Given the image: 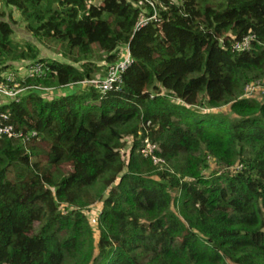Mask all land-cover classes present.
Returning a JSON list of instances; mask_svg holds the SVG:
<instances>
[{
    "label": "trees",
    "instance_id": "16d2710c",
    "mask_svg": "<svg viewBox=\"0 0 264 264\" xmlns=\"http://www.w3.org/2000/svg\"><path fill=\"white\" fill-rule=\"evenodd\" d=\"M0 4L65 59L18 46L0 18V82L21 60L49 68L24 81L36 87L18 102L0 104L4 123L35 132L24 143L0 136V264H264V102L240 93L264 74V0H156L160 22L139 28L152 9L133 0ZM247 34L250 48L233 49ZM127 43L120 88L50 100L37 88L92 78V59L114 62ZM225 104L235 116L191 108ZM145 136L163 162L141 154ZM208 156L233 168L206 176ZM96 201L95 244L82 209Z\"/></svg>",
    "mask_w": 264,
    "mask_h": 264
},
{
    "label": "built area",
    "instance_id": "2783aa9c",
    "mask_svg": "<svg viewBox=\"0 0 264 264\" xmlns=\"http://www.w3.org/2000/svg\"><path fill=\"white\" fill-rule=\"evenodd\" d=\"M133 4L136 6L147 4L152 9L151 14L144 15L140 18L136 24L137 28L146 25L150 21L157 23L160 22V18L156 9V0H133ZM254 39V34H247L240 39L234 40L232 48L238 51L249 49ZM123 52L124 55H121V58L114 62L105 64V73L102 77L98 79L92 77L89 79H84L80 82L96 87L102 93L120 88L123 83L122 75L124 71L131 65L133 60L129 43L123 46ZM48 71V66L41 61H24L23 64L18 63L12 67H9L3 75V80L0 82V104L11 101L18 102L26 90L36 87L29 84H23L24 81L26 79L43 78L47 75ZM259 87L260 85L257 82H254L247 83L244 89L246 92H253ZM37 88L40 89L42 87L37 86ZM8 119L9 113L0 114V136L7 137L9 139H19L24 143L27 139H29V137L35 135L34 131L24 133L23 130L16 128L12 123H4V121ZM149 124L150 121H147L144 126L146 127ZM139 134H142V131H139ZM156 149V143L145 136L140 150L141 154L143 156L150 157L154 164H159L163 162V160L155 153Z\"/></svg>",
    "mask_w": 264,
    "mask_h": 264
},
{
    "label": "rangeland",
    "instance_id": "374dc122",
    "mask_svg": "<svg viewBox=\"0 0 264 264\" xmlns=\"http://www.w3.org/2000/svg\"><path fill=\"white\" fill-rule=\"evenodd\" d=\"M92 3L98 4L99 0H90ZM0 11H4L5 15L2 16L0 15V18L3 17L5 18L7 21H9V23L11 24L12 28H13V34H12V39L14 41V43H17L18 46H24V42H29L33 45H35L38 49H39V54L41 57L44 58H52V59H58V60H65L62 55L60 53H62V49L59 46H56L55 49L53 48H49L46 47L45 45L41 44L35 37H33L32 34H30L26 28H25V22L22 18V16L20 15V13L15 10L14 8L11 7H6L2 4H0ZM136 54H138L137 56H140L142 58H147L148 57V52L146 51V49H138L136 52H134ZM124 55L123 52V48H121V50L119 51V55ZM25 60H21L18 61V63L23 64ZM26 62V61H25ZM93 65L97 66V69L93 70L92 72V77L95 79H98L100 77H102V75L104 74V69H105V65L104 62L102 61H98L95 58L92 59ZM104 65V66H103ZM257 82L260 87L258 89H256L253 92H246L244 87L247 83H254ZM85 86H89L87 83H82V82H78L77 85H69L66 87H55L53 86H46V87H42L40 89H42V96L44 97V99L46 100H50L58 95H62V94H66V93H70L73 91H78V90H82ZM241 96L244 97H249V98H254L257 101L260 102H264V74H260V75H255V76H251L250 75V79L245 82L240 90ZM202 93L199 94V98H201ZM176 102H179V100H175ZM192 109L196 110L197 112H201V113H222L225 115H228L230 117L235 116L229 108V104H225L216 108H205V107H201V106H192ZM124 141L126 142V147L122 150L123 151V157L124 159H127L128 157V153H129V149L131 146V141L132 138L129 136L124 137ZM207 165L204 168V170L202 171V173L206 176H209L212 174V172L214 171H224V170H228V169H232L233 167H226L224 165H221L219 163H217V161L212 158L211 156H208L206 159ZM236 167V166H234ZM97 189H99V185L96 184L95 187L92 189L93 191H96ZM65 204H61L60 207L64 208ZM72 206H70L71 208ZM72 208H78V207H72ZM102 208V202L101 201H96L91 205L86 206L85 208L82 209V212L84 213V215L86 216L89 225L92 228L93 231V240L94 243L96 244L98 237H99V229H98V220H99V214ZM173 209L175 210V207H173ZM37 228V225H36ZM94 254H97V250H94ZM64 264H77V262L73 259H68L65 261Z\"/></svg>",
    "mask_w": 264,
    "mask_h": 264
}]
</instances>
